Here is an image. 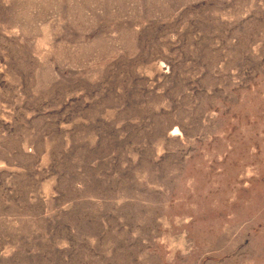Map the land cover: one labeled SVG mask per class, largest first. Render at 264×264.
I'll use <instances>...</instances> for the list:
<instances>
[{
	"label": "rangeland",
	"instance_id": "rangeland-1",
	"mask_svg": "<svg viewBox=\"0 0 264 264\" xmlns=\"http://www.w3.org/2000/svg\"><path fill=\"white\" fill-rule=\"evenodd\" d=\"M0 264H264V0H0Z\"/></svg>",
	"mask_w": 264,
	"mask_h": 264
}]
</instances>
